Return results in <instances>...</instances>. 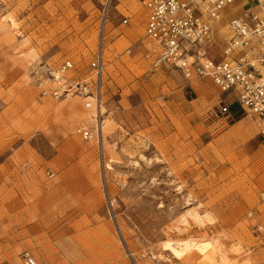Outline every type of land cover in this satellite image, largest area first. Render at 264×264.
Wrapping results in <instances>:
<instances>
[{
  "label": "rangeland",
  "instance_id": "obj_1",
  "mask_svg": "<svg viewBox=\"0 0 264 264\" xmlns=\"http://www.w3.org/2000/svg\"><path fill=\"white\" fill-rule=\"evenodd\" d=\"M141 1L110 2L109 20L129 24L107 25V59L136 45L107 67L100 144L75 133L91 123L78 117L81 99L44 90L48 65L95 53L104 0H0V264H22L23 252L38 264H204L164 246L184 241L218 242L229 264H264L252 231L264 225L256 121L235 123V105L217 116L229 98L209 81L140 59ZM74 98V115L57 111Z\"/></svg>",
  "mask_w": 264,
  "mask_h": 264
},
{
  "label": "built area",
  "instance_id": "obj_2",
  "mask_svg": "<svg viewBox=\"0 0 264 264\" xmlns=\"http://www.w3.org/2000/svg\"><path fill=\"white\" fill-rule=\"evenodd\" d=\"M236 0H142L145 11L144 34L138 41L140 59L151 68L170 67L188 80H207L229 100L219 102L216 115L230 117L235 105L240 115L256 119L258 134L264 140V0H253L251 9L230 16L231 36L222 48L223 58L210 57L216 31L215 23ZM111 0H104L100 13L99 45L85 63L70 58L47 66L46 90L55 99L78 97L92 111L90 124L77 125L75 133L84 141L102 144L104 124L103 96L107 67L132 55V47L105 55V34L111 24L108 12ZM129 20L122 16L119 26ZM112 25V24H111ZM211 49V50H210ZM240 53V54H239ZM239 54V55H237ZM52 176V174H50ZM248 216H251L249 212ZM255 240L264 239V226H253ZM22 264H38L28 252L21 254Z\"/></svg>",
  "mask_w": 264,
  "mask_h": 264
},
{
  "label": "bare ground",
  "instance_id": "obj_3",
  "mask_svg": "<svg viewBox=\"0 0 264 264\" xmlns=\"http://www.w3.org/2000/svg\"><path fill=\"white\" fill-rule=\"evenodd\" d=\"M244 2L245 0H238L237 9H240L241 4H243ZM227 20L228 19H226L224 16L223 19H220L218 22L215 23V26L219 29V33L223 35L226 40L231 36V33L227 26ZM223 21H225L224 24L222 23ZM57 23L59 24V22ZM77 102H78V99L74 98L73 101H70L67 104L68 108L60 107L57 111L58 112H72ZM74 113L75 111H73V115ZM78 117L82 121L91 122L92 121V111L84 109V111H80V114H78ZM107 129H108V124H105V126L103 127V132L107 131ZM194 218H197V217L194 216ZM262 240L260 241L255 240V241L259 243ZM164 246L166 249L170 251V253L174 257L178 259H181L185 256H189V254H191L193 250L194 253L196 252L202 256V261L204 262V264H229V259L226 257V254L221 249L218 242H215V241L214 242H209V241H206V242H190V241L176 242V246H173L170 242H166Z\"/></svg>",
  "mask_w": 264,
  "mask_h": 264
},
{
  "label": "crops",
  "instance_id": "obj_4",
  "mask_svg": "<svg viewBox=\"0 0 264 264\" xmlns=\"http://www.w3.org/2000/svg\"><path fill=\"white\" fill-rule=\"evenodd\" d=\"M253 0H245V2L243 3V4H241V6H240V9H237V10H235V12L231 15V16H234V15H237V14H239L244 8V6L248 3H252L251 5H253L254 6V3L252 2ZM142 2V1H141ZM234 7H238V5H237V3H235V5H234ZM144 10V9H143ZM119 14H121L122 15V13H119ZM125 16V15H124ZM110 22H111V24H112V26L114 27V28H118L119 27V22L118 21H115V19L114 18H112L111 20H110ZM225 38H224V36L223 35H221L220 33H219V29L216 27V31H215V35H214V40H213V44H212V50H211V52H210V57L212 58V59H214V60H221L222 58H223V55H222V48H223V43L225 42ZM133 46L134 45H136V42H134L133 44H132ZM240 54V53H239ZM239 54H237V55H239ZM207 81V80H206ZM234 109H237V107L236 108H234ZM230 111H231V109H230ZM235 113H237V110L233 113V114H235ZM231 115H232V113H231ZM245 120V117H243V118H241V119H239L238 121H236L235 123H237V122H239V121H241V120ZM256 122V124H257V127L259 128V125H258V122H257V120L256 119H254ZM234 123V124H235ZM245 123L246 124H248V121H245ZM233 124V125H234ZM252 142H254V141H252ZM252 142L250 141L249 143L247 142L246 144H245V147L246 148H250V145L252 144ZM32 256V255H31ZM33 257V256H32ZM37 261V260H36ZM38 263V262H37Z\"/></svg>",
  "mask_w": 264,
  "mask_h": 264
}]
</instances>
